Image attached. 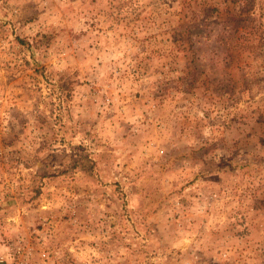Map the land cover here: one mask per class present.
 I'll list each match as a JSON object with an SVG mask.
<instances>
[{
    "label": "rangeland",
    "instance_id": "374dc122",
    "mask_svg": "<svg viewBox=\"0 0 264 264\" xmlns=\"http://www.w3.org/2000/svg\"><path fill=\"white\" fill-rule=\"evenodd\" d=\"M0 264H264V0H0Z\"/></svg>",
    "mask_w": 264,
    "mask_h": 264
}]
</instances>
